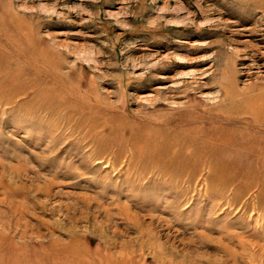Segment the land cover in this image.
Returning a JSON list of instances; mask_svg holds the SVG:
<instances>
[{"label":"rangeland","instance_id":"rangeland-1","mask_svg":"<svg viewBox=\"0 0 264 264\" xmlns=\"http://www.w3.org/2000/svg\"><path fill=\"white\" fill-rule=\"evenodd\" d=\"M219 83L264 94V0H0V264H264Z\"/></svg>","mask_w":264,"mask_h":264},{"label":"bare ground","instance_id":"bare-ground-1","mask_svg":"<svg viewBox=\"0 0 264 264\" xmlns=\"http://www.w3.org/2000/svg\"><path fill=\"white\" fill-rule=\"evenodd\" d=\"M218 87L224 94V97L229 100V107L234 109L233 114L230 116L222 115L220 120L221 124L231 126L240 125H238L239 127H236L235 134L226 136L219 135L215 137V140H219L222 143L223 148H240L239 152H241L243 156L249 158L252 165H263L264 94L256 93L250 97L239 100L237 98L240 94L239 91L224 86L222 83H219ZM239 164V162L235 163L236 167L241 165Z\"/></svg>","mask_w":264,"mask_h":264}]
</instances>
